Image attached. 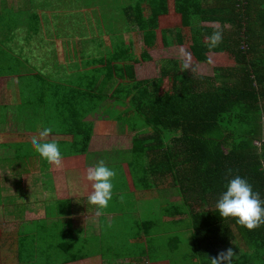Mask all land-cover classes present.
<instances>
[{"label":"trees","instance_id":"obj_1","mask_svg":"<svg viewBox=\"0 0 264 264\" xmlns=\"http://www.w3.org/2000/svg\"><path fill=\"white\" fill-rule=\"evenodd\" d=\"M181 47L195 64L216 58L213 74L182 71ZM1 78L19 80L21 112L60 123L62 157L83 160L92 119L114 102L127 108L119 123L152 130L134 144L137 171L151 177L138 187L180 201L142 224L150 263L169 252L170 264H210L232 248L231 264H264V224L249 231L216 208L236 176L264 201V0H3Z\"/></svg>","mask_w":264,"mask_h":264},{"label":"crops","instance_id":"obj_2","mask_svg":"<svg viewBox=\"0 0 264 264\" xmlns=\"http://www.w3.org/2000/svg\"><path fill=\"white\" fill-rule=\"evenodd\" d=\"M10 1L19 4L21 0ZM205 26L220 28L219 24ZM176 49L162 48L160 53ZM188 71L195 74L196 69ZM10 81L17 82L18 93L6 97L11 91ZM20 95L18 79H0V264H152L141 255L148 244L142 224L158 222L163 207L180 201L172 189L150 191L138 187L151 177L137 171L146 166L136 160L134 144L136 139L151 137L152 130L143 122L138 132L119 123L118 118L127 108L117 107L114 102L109 116L104 118L99 113L92 119L94 132L83 160L63 157V166L57 170L32 148V138L44 128L34 125L28 129L24 125L43 115L35 116L34 110L21 112ZM53 132L49 140H54ZM98 142L101 149L94 151V143ZM101 160L115 170L116 176L112 199L103 215L97 216L96 207L88 203L92 187L86 171ZM171 182L172 178L168 185ZM132 248L135 252L130 255L131 262L126 257L119 261L111 258L112 253L120 255ZM164 256L167 262L162 263L170 264L169 252Z\"/></svg>","mask_w":264,"mask_h":264},{"label":"clouds","instance_id":"obj_3","mask_svg":"<svg viewBox=\"0 0 264 264\" xmlns=\"http://www.w3.org/2000/svg\"><path fill=\"white\" fill-rule=\"evenodd\" d=\"M208 47L216 48L222 41V32L217 30L211 36L206 37ZM182 58V71L191 70V54L183 47L179 52ZM211 62V61H209ZM53 132L51 127L40 131L39 136H34L31 140L33 150L57 170L63 166V157L58 143L49 140L48 137ZM231 170H229L230 172ZM116 172L105 165L103 160L94 167H89L86 171V179L91 183L92 192L88 196V203L95 206L96 215H103V210L108 207L113 195V179ZM123 199V197H121ZM220 218H233L237 223L249 231L255 230L264 224V201L260 199L259 193H254L247 180L236 176L227 185L226 191L222 193L216 204ZM232 248L220 252L216 257H212L210 264H231L234 256Z\"/></svg>","mask_w":264,"mask_h":264},{"label":"rangeland","instance_id":"obj_4","mask_svg":"<svg viewBox=\"0 0 264 264\" xmlns=\"http://www.w3.org/2000/svg\"><path fill=\"white\" fill-rule=\"evenodd\" d=\"M170 20H171V22H169V26L176 27V26H179V24H181L179 19H172V17H170ZM141 41H142V38H141ZM170 53H172V51ZM212 57H213V55H212ZM212 60L214 62V63L212 62V64H210V63L207 64V63L203 62V63H198L196 65H193V63L190 62L191 68L194 67L196 69V71H194L196 74L198 72L199 74H202V75H210V74L212 75L214 65H217V63H218L216 58L212 59ZM150 74L152 76H154V74L152 72ZM9 83L11 84L10 85L11 91H7L6 97H8L9 94L12 95V94L18 93L17 82L16 81H10ZM0 112H2V111H0ZM3 112H5V111L3 110ZM42 119H46V120H44V123H41ZM34 125H40V127H42V128L51 127L52 129H54V127L60 125V123L59 122L55 123L53 120L50 119V117L41 116V117L37 118L34 122L28 121V123H26L24 126H25V128L30 129V128H33ZM94 145H95L94 151H98L101 149L99 142L94 143ZM107 160H109V159H107ZM39 161L42 162L41 159H39ZM23 172L24 171H20V174H22ZM128 197H130V195ZM58 214H59V212L55 213V215H58ZM119 235H120V232H118V237H119ZM172 235L178 236L179 233L175 232L174 234H171V236ZM166 236H170V235H166ZM134 252H135V248H132L131 252L129 251L127 253H121L120 255H118V253L115 252V253H112L111 258L115 261H119L118 260L119 258L126 257V261L131 262L133 260V258H131L130 255H131V253H134ZM161 255L165 259L164 254H161ZM45 261H47V260H45ZM160 264H166V263H160Z\"/></svg>","mask_w":264,"mask_h":264}]
</instances>
